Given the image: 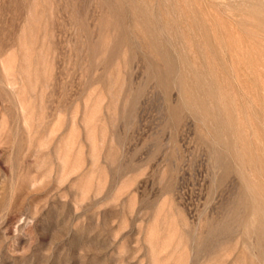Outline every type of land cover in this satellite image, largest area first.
<instances>
[{
    "label": "rangeland",
    "instance_id": "374dc122",
    "mask_svg": "<svg viewBox=\"0 0 264 264\" xmlns=\"http://www.w3.org/2000/svg\"><path fill=\"white\" fill-rule=\"evenodd\" d=\"M0 264H264V0H0Z\"/></svg>",
    "mask_w": 264,
    "mask_h": 264
}]
</instances>
